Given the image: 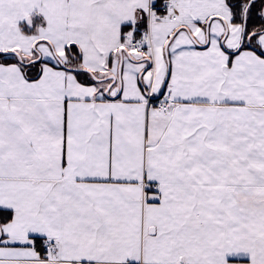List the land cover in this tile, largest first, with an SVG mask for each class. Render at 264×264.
<instances>
[{
	"label": "snow or ice",
	"instance_id": "1",
	"mask_svg": "<svg viewBox=\"0 0 264 264\" xmlns=\"http://www.w3.org/2000/svg\"><path fill=\"white\" fill-rule=\"evenodd\" d=\"M0 264H264V0H0Z\"/></svg>",
	"mask_w": 264,
	"mask_h": 264
}]
</instances>
